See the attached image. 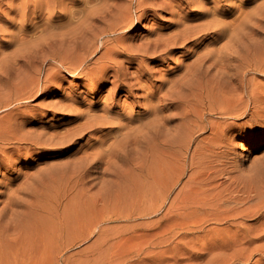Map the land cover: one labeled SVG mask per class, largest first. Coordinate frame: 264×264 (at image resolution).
<instances>
[{
    "label": "rangeland",
    "instance_id": "obj_1",
    "mask_svg": "<svg viewBox=\"0 0 264 264\" xmlns=\"http://www.w3.org/2000/svg\"><path fill=\"white\" fill-rule=\"evenodd\" d=\"M106 1L0 0V131L6 135L10 130V135L24 133L45 144L52 134L75 128L82 121L77 114L112 87L110 82L97 83L77 74L81 67L86 73L90 71L100 56V42L108 40L111 51L120 49L127 42L126 36L138 44L149 30L170 31L162 25L170 15L163 13L156 19L148 16L147 22L142 21L137 28L138 13L142 11L137 0H115L117 8L112 15L97 17ZM254 1H247L248 9L262 0ZM147 5L145 0L141 8ZM250 37L263 41L264 31L259 28ZM248 40L242 39V47ZM186 54L178 48L163 65L159 61L150 64L159 71L158 82L142 84V89L131 94L123 87L115 94L120 100L118 111L123 109L122 116L131 120L132 127L141 129L142 142L151 136L148 128L152 127L153 115L146 113L141 99L132 96L144 95L146 87L159 84L161 77L166 84L180 78L194 59ZM127 66L128 72L137 71V62ZM23 77L48 87L36 88L31 96L25 95L7 106L25 102L27 106L13 114L28 111L33 115L29 123L14 122V130L6 129L8 108L4 107L13 100H8L11 93L6 94V90ZM260 77L255 80L262 82ZM155 93L154 100L159 95ZM182 93L184 99L173 97L157 113L164 128L161 136L164 130L168 134L183 132L186 119H194L203 108L207 124L218 119L206 113L208 103L202 108L195 100L198 96L188 89ZM252 129L233 132V140L218 149L223 154L212 157L215 173L188 183V176L196 169L190 165L191 153L196 150L195 158L199 156L200 140L211 136L210 129L195 131V141L188 145L187 162L170 166L185 171L178 181L172 171L166 170L159 177L164 169L147 176L146 163L153 158L142 157L145 147L131 140L117 144L122 153L133 158L118 176L110 173L113 168L90 169L84 180L76 183L77 187L83 186V191L76 193L75 189L64 197L62 189L56 194L39 182L40 172L60 170L66 165L72 180L66 177L54 185H73L76 174L72 161L84 153L105 149L116 131L106 138L100 132L76 136L75 143L63 150L65 153L40 157L33 153L19 161L15 157L12 162L4 160L0 165V264H264V120ZM27 148L12 153L19 155ZM139 165H144L143 171L136 168ZM183 186H194L193 193L182 196Z\"/></svg>",
    "mask_w": 264,
    "mask_h": 264
},
{
    "label": "bare ground",
    "instance_id": "obj_2",
    "mask_svg": "<svg viewBox=\"0 0 264 264\" xmlns=\"http://www.w3.org/2000/svg\"><path fill=\"white\" fill-rule=\"evenodd\" d=\"M144 1L137 0V7L142 11L138 13L139 19L136 27L138 28V24L144 21L147 22L148 16L156 19L163 13L169 14L170 18L166 20L165 24H161L170 31L163 32L161 28L149 30L148 35L138 44L132 42L131 36L124 34L126 36L124 40L127 42L120 49L111 51H108V40L100 42V51H97L100 52V56L93 61L90 71L86 73L84 67H81L77 74L95 79L97 83L110 82L112 87L106 91L104 96L100 95L95 101L88 103L85 111L77 114V117H80L78 119L82 121L75 128L65 130L63 133L52 134L44 140L45 144H41L24 133L14 132L10 135V131L12 132L10 130L6 135V132L1 130L0 135L4 136H2L3 139H0V148L3 149L0 152V165L6 159L12 162V157L19 161L21 157L27 159L33 153L39 157L51 152L62 153L63 150L75 143L76 136L82 134L100 132L106 138L110 136L111 132L116 131V134L109 138L110 143L105 149L84 153L72 161L76 174V181L73 185L70 186L69 183L62 187L54 185L59 182L58 180H63L66 177L68 180H72L67 173L66 165L60 170L49 168L48 171L40 172L39 182L47 185L45 186L47 191L58 194L62 189L64 192L62 196H68L75 189H77L76 193L83 191V186L77 187L76 183L84 180L90 169L103 168L108 171L113 168L110 173L118 176V171L125 172V168L133 158L127 157V153H122L121 149L117 148V144L119 141L127 143L131 140L145 147L142 157L153 158L149 164L146 163L147 176L153 177L158 170L164 169L159 177H162L166 170L172 171L178 181L185 171L181 167L176 171L170 166L180 165V161L187 162V153L190 149L188 145L195 141V131L210 129L211 136L200 140L202 149H200L199 156L195 158L196 150H193L190 156V165L196 169L188 176L187 183L192 179L202 181L215 173L211 166L212 157H219V154H223L222 151L218 152V149L225 148L233 140L231 136L233 132L240 133L242 129L252 132V128L264 120V40L257 42L250 37L253 33H257L259 28L264 31V0L258 5L255 3L249 9L247 7L249 4L246 5L248 0H147V7L141 8ZM207 1L212 2V5L208 6ZM116 8L115 0L111 2L107 0L99 8L97 17H102L107 13L112 15ZM136 10L138 11V9ZM9 12L7 11V13ZM131 26L132 23H129L128 28ZM246 37L249 38L247 41L249 43L242 47L245 45L242 43V39ZM206 41L209 42L205 44ZM202 46L204 47L201 50ZM178 48L184 50L187 53L186 56L194 57L185 67L181 77L173 79L169 84H166L161 77L159 84L146 87L144 95L136 93L132 96L135 100L141 99L146 107V113L150 112V115H153L150 122L152 127L148 128V133L151 136L146 142H142L139 140L143 136L141 129L132 127L131 120L122 116L123 109L118 111L120 100L115 97V94L123 87L126 92L131 94L142 89V84L158 82L156 76L159 71L156 69V65L151 66L150 64H159L160 62L159 65H163ZM86 58L87 55L83 57V62ZM135 62L138 66L137 71L128 72L127 64ZM77 68L75 67V69ZM250 74L255 76L249 77ZM257 76H261L262 82L255 80ZM189 77H191L190 81L187 79ZM43 86L48 87L46 83L27 81L23 77L21 81L15 82L6 90V94L11 93L8 100H11L12 97L13 100L9 101L4 108L12 102L24 98L25 95L31 96L36 88L42 90ZM186 89L200 97V99L195 97L200 107L208 103L210 109L206 113L217 115L218 119L209 121L207 124L203 117L205 113H202L205 109L202 107V111L194 119H186L183 132L168 134L169 132L164 130L161 136V131L164 128L157 113L173 97L184 99L182 90ZM155 91L159 95L154 100ZM24 106H27V103L20 102L13 107H7L5 119L8 125L6 129L14 130V122L29 123L33 114L28 111L15 113L17 115L13 114ZM33 110L35 109H29L30 112H34ZM232 120H242V122L233 123ZM122 130L125 132L121 133ZM138 133L139 135H137ZM26 144L30 147H23ZM24 148L27 149L22 154L13 155L12 150ZM114 160L121 161L122 165H116ZM10 165L8 163V167ZM201 165L204 166L200 167ZM143 167L144 165H139L136 168L140 172L143 171ZM193 191L194 186L186 188L183 186L180 190L182 196L185 197L191 195Z\"/></svg>",
    "mask_w": 264,
    "mask_h": 264
}]
</instances>
